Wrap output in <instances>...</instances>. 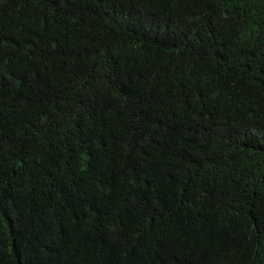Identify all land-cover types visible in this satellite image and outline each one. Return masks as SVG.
Wrapping results in <instances>:
<instances>
[{
	"label": "trees",
	"instance_id": "trees-1",
	"mask_svg": "<svg viewBox=\"0 0 264 264\" xmlns=\"http://www.w3.org/2000/svg\"><path fill=\"white\" fill-rule=\"evenodd\" d=\"M0 264H264V0H0Z\"/></svg>",
	"mask_w": 264,
	"mask_h": 264
}]
</instances>
